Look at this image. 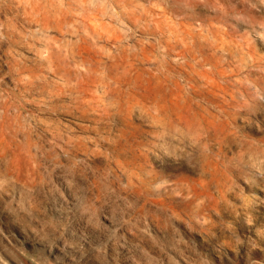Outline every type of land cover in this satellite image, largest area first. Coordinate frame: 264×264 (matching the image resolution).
I'll return each instance as SVG.
<instances>
[{"label":"rangeland","instance_id":"1","mask_svg":"<svg viewBox=\"0 0 264 264\" xmlns=\"http://www.w3.org/2000/svg\"><path fill=\"white\" fill-rule=\"evenodd\" d=\"M0 264H264V0H0Z\"/></svg>","mask_w":264,"mask_h":264},{"label":"bare ground","instance_id":"2","mask_svg":"<svg viewBox=\"0 0 264 264\" xmlns=\"http://www.w3.org/2000/svg\"><path fill=\"white\" fill-rule=\"evenodd\" d=\"M77 55V52L76 51H71V53H69L67 55V61H68V56H69V59H72L73 60V64H78L79 66L82 65L86 60L87 58L86 57H82L80 60L76 61L75 59V56ZM62 61L64 60V58H60ZM67 64V63H65ZM123 67V65H122ZM120 63H116L114 64V66L112 67V71L115 72V76L113 79L109 80L108 78L107 79H103V77H97L96 74H87L86 72H84L83 70L81 71H78L77 73L74 71L73 73L68 70V69H63L64 70V75L65 73L68 74L70 77H74V78H77L79 83L80 84H83V85H86L87 87L85 86H81L79 88L80 92H88L90 90L89 88V83L88 81L89 80H96V81H102V83H104V85L107 87V93H116V94H119L120 96L124 95V94H127L129 96L130 95V92L131 90L129 91H123L121 89V86L125 83H128V84H131L133 85L136 79V77H140V76H134L133 74V68H132V64H127V65H124V72L120 70ZM122 69V68H121ZM85 70V69H84ZM111 81H114L112 84ZM117 86V88H116ZM128 92V93H127ZM106 93V94H107ZM132 94V93H131Z\"/></svg>","mask_w":264,"mask_h":264}]
</instances>
